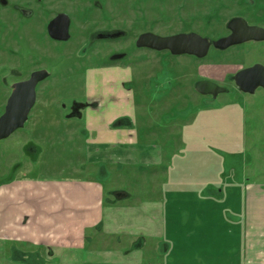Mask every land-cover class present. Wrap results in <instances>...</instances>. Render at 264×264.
Listing matches in <instances>:
<instances>
[{"label":"rangeland","instance_id":"1","mask_svg":"<svg viewBox=\"0 0 264 264\" xmlns=\"http://www.w3.org/2000/svg\"><path fill=\"white\" fill-rule=\"evenodd\" d=\"M8 1V6L0 5V62L9 59L8 50L18 48L17 38L28 28L42 26L55 11L66 13L72 38L58 47L52 79L44 83L45 89L69 94V101H81L83 77L105 73L113 78L120 73L121 87L132 99L128 105H136L133 132L146 159L105 165L110 167L107 174L92 172L94 166L66 137L72 128L66 132L56 113L44 115L39 122L44 104H37L34 120L0 142V182L3 171H10L4 180H11L21 163L38 178L69 176L79 169L85 171L83 177L99 178L106 192L105 206L113 201L121 211L115 228L98 226L87 231L79 248L92 254L87 258L84 253L87 260H81L82 255L72 260L66 253L52 257V249L27 243L0 242V264L237 263L242 247V191L250 185L264 187V92L242 93L233 75L252 64L264 65V42L222 52L211 47L204 58L197 59L136 49L135 40L147 31L161 36L194 32L213 42L228 34L226 24L236 16L264 27V0H44L41 8L48 14L40 11L29 25L19 23L12 7L36 6L30 3L34 0ZM109 29L124 35L115 42L95 44L83 58L81 52L75 56L88 32ZM37 46L49 55L43 40ZM111 52H124L127 57L100 63L99 70H93L98 67L94 58L102 61ZM11 63L16 65L17 58L12 57ZM45 64L49 65V59L42 60ZM107 66L121 71L103 70ZM64 77L66 81L59 83ZM203 80L226 92L216 98L198 94L195 84ZM4 94L0 90V102ZM69 123L76 125L82 138L83 120ZM134 143L133 138L126 146L131 153ZM34 145L39 148L36 161L31 162L28 148ZM115 191L128 195L114 200ZM10 243L27 251L26 259L21 261L15 253L10 258Z\"/></svg>","mask_w":264,"mask_h":264},{"label":"crops","instance_id":"2","mask_svg":"<svg viewBox=\"0 0 264 264\" xmlns=\"http://www.w3.org/2000/svg\"><path fill=\"white\" fill-rule=\"evenodd\" d=\"M110 69L121 71L118 68L103 70ZM116 75L113 78L105 73L87 76L84 96L100 100V108L82 112V138L78 137L79 131L74 127L66 133L69 143L80 149L86 163L94 166L91 171L98 175L107 174L110 167L106 166L123 160L127 163L146 159L133 132L136 105L134 102L128 105L132 99L121 87L122 76ZM117 120L127 124L112 127ZM133 138L135 143L130 145L135 149L132 152L135 159L126 149ZM80 168H83L82 164ZM83 172L75 169L69 176L38 178L21 166L11 180L1 179L0 242L50 248L52 257L66 253L69 259L87 260L85 253L90 258V252L79 250L83 248L87 231L98 226L115 228L116 215L121 209L116 206L118 203L107 208L102 181L88 175L83 177ZM242 196V247L235 264H264V187L247 186Z\"/></svg>","mask_w":264,"mask_h":264},{"label":"flooded vegetation","instance_id":"3","mask_svg":"<svg viewBox=\"0 0 264 264\" xmlns=\"http://www.w3.org/2000/svg\"><path fill=\"white\" fill-rule=\"evenodd\" d=\"M43 1L44 0H34V1L30 2V3L34 2V4L36 6H32L30 4H14L12 8L14 10V14H15L16 18L19 19V21H20L19 23L20 24L21 23L22 24H28V25L32 24L33 19L36 17L37 13H39L40 11L42 13L48 14L45 10H43L41 8V4L43 3ZM8 4H9L8 0H0L1 6L6 7V6H8ZM47 17H48L47 20L45 21L44 24H42V26H37V27L34 26V28H28V31H26V33L21 34L20 37L17 38V40L19 42L18 48L8 50L7 56L9 57V59H7V61H3V62L1 61L0 62V90H4V92H5V94L1 97L2 101L0 102V117L5 112V108H6L7 103L9 101L14 89H15V86L17 84L26 83V82H29L32 79H34L35 80L34 102H33V105L28 112L27 119L24 122L23 127L30 120H34V118L32 119V117H34L37 113H35L33 110L36 108L37 104H40L42 102L44 105H42V107L39 109V113H38L39 118L41 120L39 119L38 121L43 122L42 120H44V119H42V117L44 115L46 116V115H52V114L56 113L57 115H59L62 118L61 120L65 123V126H66L65 131L67 132L69 127L72 128V127L76 126V125H72L71 123H69L70 121H73V119H81L82 112L87 110V109H95L96 110V109L100 108V100L99 101L98 100H90V99L85 98V96H84V99L81 101H74V100L69 101V98H68L69 94H66V93L63 94L62 91H60V92L57 91L58 93H56L55 90H46L45 89L44 83H46L47 81L52 79V74H53V71H54V68H55V65L57 62L56 60L58 57L57 56L58 47L63 46V45L66 46V44H68L72 38L71 20H70V17L66 13L55 11L51 15H47ZM234 18L243 19L248 26H257V27L264 29V27L261 25L248 23L241 16H236V17H233L231 19H234ZM226 29H227V24H226ZM227 31H228L227 35H229L230 30L227 29ZM148 33L154 34L152 32L147 31V32L141 33L137 37V39L135 40L136 49H146V50H150V51H154V52H167L169 55L176 56V57L182 56V55H172L169 51H166V50L155 51V50H151L148 48L137 47L136 42H137L138 38L141 35L148 34ZM190 33H194V32H190ZM178 34H189V33H178ZM123 35H124L123 32L114 31L111 29L106 30L104 32H93V33L88 32L86 34V37H85L82 45L80 46V48H78L76 50L75 56L76 55L78 56V54L81 52L83 54V56L80 58H83V57L88 55V53L95 46V44L100 43V42H104V43L105 42H108V43L115 42V41L119 40L120 38H122ZM154 35H157V34H154ZM174 35H176V34H174ZM157 36L167 37V36H173V35H167V36L157 35ZM202 38H204V37H202ZM41 40H43L44 43L46 44V46L50 49L49 55L47 52L42 53L41 48L37 46V44H39ZM249 42L263 43L264 41H248L245 43H249ZM245 43H243V44H245ZM240 45H242V44L235 45V46H240ZM211 47H213V46L210 45L209 50ZM232 47H234V46H232ZM232 47H229L226 50H228ZM215 50H217V49H215ZM226 50H217V51L222 52V51H226ZM45 51H46V49H45ZM53 52H54V54H53ZM51 54H53V55H51ZM184 56H188V55H184ZM12 57L17 58V64L16 65L11 63ZM126 57H127V54L124 52H120V53L111 52L109 55H107L105 58H103V60H102L103 62L101 61L102 58L96 57L94 59H96L97 62H95V63L97 64L96 66H98V67H97V69L95 68L93 70H99L100 63L101 64L102 63L112 64L115 62H119V61L125 59ZM191 57H193V56H191ZM43 59H49V65L45 64L44 66H42V60ZM256 64H259V65L264 67V65H262L260 63H256ZM256 64H252V65L245 67V68L252 67ZM107 68H114V67L113 66H107ZM245 68H243V69H245ZM100 69H102V68H100ZM87 76L88 75L83 77L85 79V81H86ZM65 81H66V78L64 77L62 81H59V83H64ZM258 89L264 92V89L262 87H258L256 90H258ZM256 90L252 94H254L256 92ZM84 91H85V89H84ZM225 92H226V90L224 91V93ZM244 94L252 95L249 93H244ZM216 97H212V98H216ZM48 100L50 101V103H48L49 102ZM61 100H64L66 103L61 102ZM54 103H56V105L54 107L47 106L48 104L52 105ZM58 120H60V119L58 118L57 121ZM123 121L124 120H117L112 127H117L118 125H122L121 123H123ZM23 127L15 130L7 138L0 140V142L7 140L10 136H12L15 132L22 129ZM63 131H64V129H63ZM38 148L39 147L37 145L36 146L34 145V147L30 146L28 148V150H29L28 154H30L32 156L31 162L36 161L37 158L35 156L38 152ZM21 166H23L22 163H21ZM21 166H19V168H21ZM19 168L17 169V171L19 170ZM17 171L12 173L13 176L17 173ZM6 172H4V171L2 172V173H4V174H2V179L11 176L10 171L7 172L8 174H6ZM115 192H121V191H115ZM112 193L114 194V192H112ZM122 193H125L126 195H128L124 191H122ZM122 198H124V197L123 196L120 198L116 197V198H114V200H120ZM110 203L113 204V201H111ZM12 244H10V248L8 249V252H7L8 256L10 258H12L13 253H15L16 255H14V256H16V258L19 257L21 261L26 259L25 255H26L27 251H24L23 249L18 248L16 246H13ZM14 245H15V243H14ZM44 249H48V248H44Z\"/></svg>","mask_w":264,"mask_h":264},{"label":"water","instance_id":"4","mask_svg":"<svg viewBox=\"0 0 264 264\" xmlns=\"http://www.w3.org/2000/svg\"><path fill=\"white\" fill-rule=\"evenodd\" d=\"M227 29L230 30L229 35L211 43L195 33L176 34L167 37L148 33L141 35L136 45L155 51L166 50L172 55H188L202 59L207 55L210 45L217 50H226L248 41H264V29L248 26L241 18L231 19L227 23ZM233 81L242 93L252 94L258 87L264 89V67L256 64L241 69L234 74ZM34 85L35 80L32 79L15 86L5 112L0 117V140L7 138L12 132L23 127L34 102ZM195 90L200 95H211L212 97H216L225 91L224 88L208 80L197 82Z\"/></svg>","mask_w":264,"mask_h":264},{"label":"trees","instance_id":"5","mask_svg":"<svg viewBox=\"0 0 264 264\" xmlns=\"http://www.w3.org/2000/svg\"><path fill=\"white\" fill-rule=\"evenodd\" d=\"M114 195L116 196V197H122V196H127L125 193H122V192H114Z\"/></svg>","mask_w":264,"mask_h":264}]
</instances>
